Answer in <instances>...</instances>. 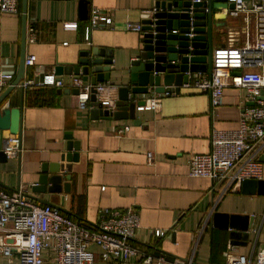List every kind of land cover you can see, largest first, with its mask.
I'll use <instances>...</instances> for the list:
<instances>
[{
    "label": "crops",
    "instance_id": "crops-1",
    "mask_svg": "<svg viewBox=\"0 0 264 264\" xmlns=\"http://www.w3.org/2000/svg\"><path fill=\"white\" fill-rule=\"evenodd\" d=\"M87 1L88 13H83L81 0H30L26 22L22 0L18 14L0 13V71L17 77L25 50L26 57H37L35 66L26 67L25 78L39 72L63 77L70 84L81 53L97 48L104 51V59H112L108 83L119 88L128 86L131 64L143 49V35L128 30L126 24L150 18L156 0ZM93 7L110 15L113 23L94 30L89 43L85 27ZM229 11L214 10L218 18L227 16L216 20L225 26L216 28L215 50L256 40L254 21L247 26L245 17L233 18ZM68 22H77L78 29L66 30L63 24ZM30 28L36 32L34 42L29 40ZM247 70L259 72L261 66ZM199 75L208 74L190 76ZM73 90L42 87L23 95L17 87L10 93L3 108L23 104V136L19 155L8 158L3 152L11 134L0 130V188L10 192L26 189L31 198L40 201L34 199L37 203L58 206L88 227L96 225L99 210L104 207H132L141 221L133 244L168 261L179 258L192 259L193 264H224L230 247L235 254L247 256L264 251V195L246 194L242 187L233 191L225 182L193 177L189 166L191 156L211 151L213 129L240 128L242 109L253 105L247 89L227 87L222 104L213 108L209 93L182 87L178 94H162L160 110L137 109L140 122L96 117L93 108L79 107ZM153 93L130 97L146 100ZM114 96L118 100L119 90ZM260 96H264V89ZM125 125H130V131L119 136L117 130ZM69 143L79 151L74 148L69 152ZM65 154L79 157L77 161H62ZM258 159L264 164V146ZM60 165L64 167L61 192L34 191L32 186L45 174L53 176L52 170ZM216 214L252 217L249 239H231L232 230L215 225ZM155 230H163L166 235L156 237ZM92 250L96 254L94 264L121 262L106 263L100 249ZM46 258L45 264H52L50 257ZM0 264L8 262L0 258ZM126 264L143 263L132 257Z\"/></svg>",
    "mask_w": 264,
    "mask_h": 264
},
{
    "label": "built area",
    "instance_id": "built-area-1",
    "mask_svg": "<svg viewBox=\"0 0 264 264\" xmlns=\"http://www.w3.org/2000/svg\"><path fill=\"white\" fill-rule=\"evenodd\" d=\"M235 5L230 10L233 18L245 17L246 25L254 21L255 42L243 46H226L215 50L212 76L199 75L184 84V88H195L210 94L213 108L223 102L224 90L233 86L245 88L253 105L242 109L240 128L237 130L213 129L211 151L207 154L193 155L190 158V174L193 177L207 178L213 182H225L233 191H238L246 180H264V164L258 154L264 146V0H228ZM21 0H0L1 14H18ZM155 12V9L152 13ZM113 23L106 12L93 7L89 24L85 27V38L91 42L92 32ZM66 30H77V22L63 24ZM126 28L143 33V23L128 22ZM31 42L36 41V32L30 28ZM37 57L28 55L25 66H35ZM261 66V71L247 70ZM12 72L0 71V92L7 90L15 81ZM25 92L42 87L71 88L78 90V104L81 109L94 108L96 103L114 113L117 110L119 87L112 83L92 84L82 75L72 76L67 84L63 77L54 74L23 79L17 86ZM169 95L170 93H165ZM162 94L153 93L138 106L139 111L160 110ZM130 125L117 130L119 136L130 131ZM21 151V139L11 135L4 146L8 158H15ZM152 157V154H149ZM141 227L139 213L130 207L126 209L104 207L99 210L96 225L88 227L66 215L60 207L42 205L31 198L26 189L7 191L0 188V258L8 264H45L46 255L52 264H94L97 247L106 263L126 264L136 257L143 264H193L192 259L168 261L165 256L148 253L133 244V239ZM156 237H164L166 232L155 230ZM234 248L226 253L224 264H264V251L256 256L239 255Z\"/></svg>",
    "mask_w": 264,
    "mask_h": 264
},
{
    "label": "water",
    "instance_id": "water-1",
    "mask_svg": "<svg viewBox=\"0 0 264 264\" xmlns=\"http://www.w3.org/2000/svg\"><path fill=\"white\" fill-rule=\"evenodd\" d=\"M30 0H22L24 20L26 22L28 4ZM83 13H88L89 2L81 0ZM218 5V6H217ZM233 3L228 0H156L155 12L143 21V49L140 56L132 62L130 67V84L119 88V98L116 101L117 110L111 113L102 105L96 103L93 94L91 101L94 104L92 113L96 117L115 120H134L137 117V107L145 100L132 99L130 96L149 94L180 93L184 84L189 82L191 74H208L212 76L213 58L215 52L214 37L216 28L224 27L218 18L215 9H234ZM87 19V16L84 17ZM26 25V24H25ZM26 34V33H25ZM192 35V36H191ZM26 44V37L24 38ZM25 46V45H24ZM226 47V45H222ZM110 54V55H109ZM111 57V52L107 54ZM105 53L101 49L91 48L81 53L79 64L75 66L74 75H82L92 84L109 82L111 79L112 59H104ZM26 52L24 50L19 73L13 84L0 96V130L9 131L11 135L23 136V104L19 108H3L10 93L25 79ZM63 74V72H59ZM22 94H25L23 89ZM71 92V90H70ZM78 95V90H73ZM79 151L77 146L68 144V151ZM4 153V152H3ZM5 155V154H4ZM79 154H65L62 161H77ZM64 167L57 166L52 170L53 176L43 175L33 187L34 191L51 193L61 192ZM43 171L46 172V167ZM68 190V186H65ZM243 191L249 195H264V180H246L242 185ZM36 201L40 202L36 198ZM50 205L49 202H41ZM215 225L232 230L231 239H249V229L253 218L250 216L216 214ZM221 222V223H220ZM239 243V242H238Z\"/></svg>",
    "mask_w": 264,
    "mask_h": 264
}]
</instances>
